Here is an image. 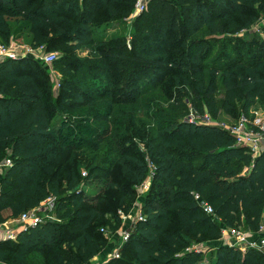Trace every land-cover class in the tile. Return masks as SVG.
Segmentation results:
<instances>
[{
  "label": "trees",
  "instance_id": "trees-1",
  "mask_svg": "<svg viewBox=\"0 0 264 264\" xmlns=\"http://www.w3.org/2000/svg\"><path fill=\"white\" fill-rule=\"evenodd\" d=\"M136 1L0 0V43L25 34L33 48L63 53L53 61L60 68L56 97L46 63L34 54L0 61V163L12 159L0 175V223L55 196V219L42 218L14 240H0V261L29 264L30 254L42 248L45 264H87L108 246L97 221L113 212L106 207L109 194L96 202L85 195L77 152L95 146L101 136L97 115L89 113L99 92H117L118 85L132 91L146 72L156 79L151 89L161 80L168 88L162 97L173 103L153 116L154 136L145 138V153L118 139L119 176L107 188L121 193L118 203L150 179L159 192L141 198V219L127 220L124 254L98 264H202L207 250V264H264L261 251H241L218 239L222 226L254 232L264 222V151L252 156L214 121L219 110L237 118L257 103L264 109V38L255 40L259 51L252 58L210 68L206 63L218 43L212 38L253 25L264 13V0H148L132 21L129 47L124 35L94 32V24L129 16ZM260 29L264 34V24ZM87 43H94L93 52L74 57ZM219 74L223 88L217 98ZM188 112L207 114L209 121H190ZM96 168L89 167L86 178ZM196 195L213 213L203 210ZM199 242L210 246L190 248Z\"/></svg>",
  "mask_w": 264,
  "mask_h": 264
},
{
  "label": "rangeland",
  "instance_id": "rangeland-1",
  "mask_svg": "<svg viewBox=\"0 0 264 264\" xmlns=\"http://www.w3.org/2000/svg\"><path fill=\"white\" fill-rule=\"evenodd\" d=\"M134 14L136 15L127 19L122 18L111 20L107 24V26H103V24L101 23L99 25L94 24L93 30L95 33H101L99 32L100 30L104 31L103 33H105L108 38L124 35V37L126 38V43L129 47L130 37L133 31L132 21L139 13L135 11ZM261 25L262 24L255 21L253 25L247 27L246 29H243L242 31L215 35L212 40H216L218 41V43L211 51L209 57L206 60L209 68L211 66V63L222 65L223 63L235 61L238 57L247 59L255 56L259 51L258 46L255 44V40L264 38V34L260 29ZM202 34L207 35L204 32ZM17 39V42L27 44L25 34ZM106 43L109 44L111 42ZM44 48L48 51H56V58H60L63 54L62 51L57 49H49L45 46ZM93 50L94 43L82 44L80 48H78L77 52L74 53V57L83 59L85 56L90 55ZM144 63L147 62L145 61ZM44 68L45 77L49 79L51 83V92L53 96L56 97L59 91L57 79L60 76V68L59 66L54 65L53 62L50 64H46ZM209 68L206 67L204 69V74L202 77L203 79L205 76V79L207 80ZM155 80L148 76L146 72H144L138 79V83L136 82L135 85H131V88H134L132 89V91L129 90L130 86H127L124 89L123 85H118L117 92H115V90L108 93L105 90H101L99 92L100 96H98V98L94 101V107L90 108V115H97V119L101 123V128H99L98 131L101 136L99 138H96L95 146L91 145L77 152V173L81 181V185H83L85 195L92 198L93 201L96 202L97 197H101V195L104 193L107 195L109 194L106 200V207H110V209H113V212H105L103 214L102 219L106 221H97V228L99 229L98 231L101 232L100 228H104V232L101 233L102 236L107 240L106 243L109 245L107 247H104V249L99 251L98 254L94 256L95 259H97V263L105 259L107 260V258L112 255V250L114 249L112 247L113 245H115V242L111 240L114 239L113 237H118L117 233L120 229L128 228L130 226V224H128V221L125 222L121 218V215L125 213L128 218L127 220L132 223V220L136 219V212L138 210L139 201L141 200V198L145 194L147 195L150 192L155 193V195H157V193L159 192L158 186H151L153 180L150 179L143 191L138 190L136 192V190H133L134 188H131L132 190L130 191V195L134 193V197L131 198L126 195L124 200L121 203H118V197L121 193H115L114 189L116 188H107L108 182L116 180L119 176L117 165L114 162L118 157V154L115 151H117L118 149L121 150V147H123L122 145H120L121 142L127 145V147H133L132 151L145 153V138L148 135L152 137L154 136V124L157 120H155L153 116L158 113L162 107L168 109L173 103L172 98L170 100H167L166 98L162 97L165 90L168 88L167 86H160L159 83L161 82V80L159 81L157 86H155L156 88L153 87V89H151L150 85L151 83H154ZM217 86L218 90L216 97L220 98L223 88L221 84V74H219L218 76ZM121 88L124 89V91L118 90ZM174 88L175 87H173L172 89ZM127 89L128 91H126ZM126 97L127 99L123 100ZM121 99L123 100V102H120ZM177 99H181V97L178 96ZM181 101L185 102L187 101V99ZM181 101L179 103L180 107H182ZM255 107L262 108V106L258 103L255 105ZM185 108L187 109V111L190 108V105L187 102L185 104ZM59 113L62 112L60 111ZM168 113L171 112L166 110V114ZM214 121L222 126L231 125L236 121V117L222 110H219L218 116L216 119H214ZM105 137L108 141H111L110 144L105 143ZM118 139H120L121 142H119ZM93 165L97 167V172L90 179H88L86 178L88 168L92 167ZM112 174H114V176L111 178ZM120 184L121 183H117L116 186L118 188H124L125 190L129 189L128 185L124 186L123 183L121 185ZM136 196L140 197L137 198ZM117 240V246H119V254L120 256H122L124 254L122 252L123 245L121 246L120 238H117ZM199 243L201 244V242ZM208 246H210V242H207L203 246V250H205ZM43 250L41 248V251L38 250L31 253L29 256V264H45L47 262V256ZM208 254L209 250H207L203 255V258L201 259L202 264H207V261L209 260ZM1 264L9 263L8 261L3 260L1 261Z\"/></svg>",
  "mask_w": 264,
  "mask_h": 264
},
{
  "label": "built area",
  "instance_id": "built-area-1",
  "mask_svg": "<svg viewBox=\"0 0 264 264\" xmlns=\"http://www.w3.org/2000/svg\"><path fill=\"white\" fill-rule=\"evenodd\" d=\"M147 1L148 0H137L133 7V10L139 13L142 10L146 9ZM257 22L260 24H264V13L260 15V17L257 19ZM30 54H34L37 58H39L46 64L52 63L57 57L56 51H47L45 50L44 46L33 48L30 44H21L15 42L14 40H11L8 44L0 43V61L7 57L17 58L19 56ZM188 119L190 121H209L207 114H205L204 116H199L192 112L189 113ZM224 127L234 137L235 145L245 148L249 153H251L252 156L258 155L259 153L264 151L263 108L254 106L249 110L247 114H239L235 122H233L231 125H225ZM11 164L12 159L10 157H6L0 163V170L2 171L3 167L10 166ZM147 183L141 184L139 191H143L147 186ZM196 199L200 202L201 207L206 213H213V208L207 201L200 199V197H198L197 195ZM54 208L55 196L49 195L37 206L22 212L18 217L3 221L2 223H0V240H14L18 232L24 231L29 226L35 225L36 223L41 221L42 218L55 219ZM136 213V219H131L132 222L141 219L142 216L140 212V206L138 207ZM121 218L124 221H127L128 219L125 213L121 215ZM100 230L104 232L103 227H101ZM129 234V231L125 228L119 230V232L117 233V238H120L121 244L129 238ZM117 238L115 240H111L115 242V245H113L112 247L114 248L111 255L113 257L119 256V246H117ZM218 239L223 244L237 246L241 251H245L247 248H254L264 253V223H261L258 230L254 232L244 230L240 226H222L221 234ZM190 248H201L202 250L203 246L198 243V245H191Z\"/></svg>",
  "mask_w": 264,
  "mask_h": 264
},
{
  "label": "crops",
  "instance_id": "crops-1",
  "mask_svg": "<svg viewBox=\"0 0 264 264\" xmlns=\"http://www.w3.org/2000/svg\"><path fill=\"white\" fill-rule=\"evenodd\" d=\"M134 10L132 9V11H131V13H130V15L129 16H127V17H125L126 19L127 18H129V17H133L134 15H136V14H134ZM1 173V172H0ZM7 210L4 212L5 214H7ZM262 223H264L263 221H262ZM91 263H97V259H95V257L93 256L89 261H88V263L87 264H91Z\"/></svg>",
  "mask_w": 264,
  "mask_h": 264
}]
</instances>
